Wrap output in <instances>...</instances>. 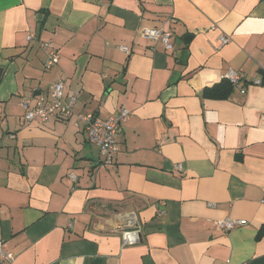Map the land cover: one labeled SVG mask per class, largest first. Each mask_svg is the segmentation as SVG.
<instances>
[{
  "label": "crops",
  "instance_id": "crops-1",
  "mask_svg": "<svg viewBox=\"0 0 264 264\" xmlns=\"http://www.w3.org/2000/svg\"><path fill=\"white\" fill-rule=\"evenodd\" d=\"M145 27L172 31L173 50ZM46 41L59 52L51 69ZM1 67L9 264H264V0H0ZM230 69L244 91L206 96ZM58 80L75 114L26 121L22 101L51 98ZM121 108L131 116L105 163L78 114ZM127 211L141 225L134 245ZM228 217L247 224L216 227Z\"/></svg>",
  "mask_w": 264,
  "mask_h": 264
},
{
  "label": "built area",
  "instance_id": "built-area-1",
  "mask_svg": "<svg viewBox=\"0 0 264 264\" xmlns=\"http://www.w3.org/2000/svg\"><path fill=\"white\" fill-rule=\"evenodd\" d=\"M142 35L155 41H162L168 50H173V43L171 38L173 32L170 30H164L159 28L145 27L142 29ZM35 37L34 34L27 36L28 40H32ZM230 37L227 35H221L220 41L224 45L228 43ZM41 48L46 52L45 68L51 69L53 66L59 63V52L52 41H46L41 43ZM119 48L127 53L130 52L128 46L121 45ZM227 78L231 80L234 86L239 87L241 77L232 69L227 72ZM255 84L262 83L261 80H254ZM22 106L26 110V121H48L52 117L67 119L75 114V108L77 106L76 98H67L65 93V82L58 80L53 84L52 97L47 98L44 94L38 96H31L25 98L22 101ZM131 116V112L126 108L121 110L106 119L99 118L92 114H78V121L84 122L88 132L90 140L96 143L103 154L105 163H111L114 160L115 153L118 152V135L121 124L125 122ZM177 168H181V165H177ZM74 178V174H71ZM121 218H128V223L122 230V238L124 245H134L142 240L141 225L139 223L137 214L135 211H127L126 213H120ZM247 224L245 219L237 218H225L215 221L217 228L229 232L237 227ZM15 259V254L4 250V244L0 241V264H9Z\"/></svg>",
  "mask_w": 264,
  "mask_h": 264
},
{
  "label": "trees",
  "instance_id": "trees-1",
  "mask_svg": "<svg viewBox=\"0 0 264 264\" xmlns=\"http://www.w3.org/2000/svg\"><path fill=\"white\" fill-rule=\"evenodd\" d=\"M234 85L230 79L224 78L223 81L211 88H206L204 94L212 98H226L234 89Z\"/></svg>",
  "mask_w": 264,
  "mask_h": 264
},
{
  "label": "water",
  "instance_id": "water-1",
  "mask_svg": "<svg viewBox=\"0 0 264 264\" xmlns=\"http://www.w3.org/2000/svg\"><path fill=\"white\" fill-rule=\"evenodd\" d=\"M3 71H4V68L1 67V68H0V79H1V77H2Z\"/></svg>",
  "mask_w": 264,
  "mask_h": 264
}]
</instances>
